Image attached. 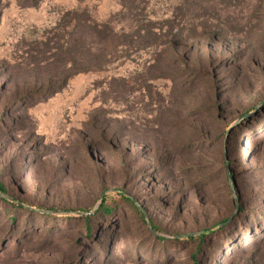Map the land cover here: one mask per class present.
Returning a JSON list of instances; mask_svg holds the SVG:
<instances>
[{"label": "rangeland", "instance_id": "rangeland-1", "mask_svg": "<svg viewBox=\"0 0 264 264\" xmlns=\"http://www.w3.org/2000/svg\"><path fill=\"white\" fill-rule=\"evenodd\" d=\"M0 184V264H264V0H0Z\"/></svg>", "mask_w": 264, "mask_h": 264}, {"label": "trees", "instance_id": "trees-1", "mask_svg": "<svg viewBox=\"0 0 264 264\" xmlns=\"http://www.w3.org/2000/svg\"><path fill=\"white\" fill-rule=\"evenodd\" d=\"M181 35H183V34H181ZM172 37L174 38L173 40H177V38L179 39V34H174V35H172ZM228 176H229L230 181L232 182V179H231L232 176L231 175H228ZM6 193L7 192H6L5 188L3 187V185L0 184V199H1V201L9 204L12 207L13 211L25 210V206H24L23 203H20L16 199H13V198H10V197L6 196ZM131 203H133V202L131 201ZM101 207H102V209L106 210L109 213L112 211V208L110 206H105L104 200L102 202V206ZM135 207L137 209L139 208L137 205H135ZM140 213L143 214L142 212H140ZM13 219L15 220V218H13ZM85 221H86V228H87V231H88V235L90 236L91 235L90 233H92V226H91L90 218L89 217L86 218ZM207 233H208V231L200 234L199 236H194V235L193 236H189V237H186L184 239H181L180 242H183V241L189 240V239L202 241L206 237ZM198 251H199V254H200L201 253L200 249ZM199 254H197V255H199ZM194 264H198L197 261H194Z\"/></svg>", "mask_w": 264, "mask_h": 264}]
</instances>
